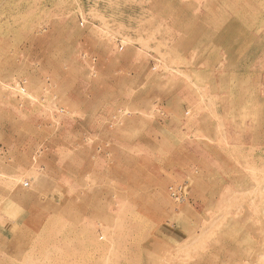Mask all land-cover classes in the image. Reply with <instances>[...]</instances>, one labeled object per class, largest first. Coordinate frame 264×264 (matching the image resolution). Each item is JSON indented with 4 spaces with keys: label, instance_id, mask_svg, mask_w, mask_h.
<instances>
[{
    "label": "rangeland",
    "instance_id": "obj_1",
    "mask_svg": "<svg viewBox=\"0 0 264 264\" xmlns=\"http://www.w3.org/2000/svg\"><path fill=\"white\" fill-rule=\"evenodd\" d=\"M0 264H264V0H0Z\"/></svg>",
    "mask_w": 264,
    "mask_h": 264
},
{
    "label": "bare ground",
    "instance_id": "obj_2",
    "mask_svg": "<svg viewBox=\"0 0 264 264\" xmlns=\"http://www.w3.org/2000/svg\"><path fill=\"white\" fill-rule=\"evenodd\" d=\"M209 12V11H208ZM208 65V64H207ZM210 67V66H209ZM195 179V178H194ZM238 228H240V227H238ZM136 238V237H135ZM158 244V243H157ZM148 247V246H147Z\"/></svg>",
    "mask_w": 264,
    "mask_h": 264
}]
</instances>
